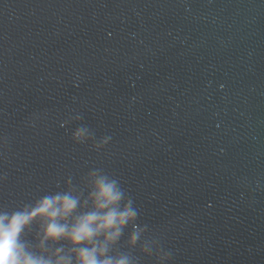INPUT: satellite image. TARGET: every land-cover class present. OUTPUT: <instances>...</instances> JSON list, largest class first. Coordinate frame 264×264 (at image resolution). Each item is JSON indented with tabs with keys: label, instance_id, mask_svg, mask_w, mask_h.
Wrapping results in <instances>:
<instances>
[{
	"label": "water",
	"instance_id": "95a60500",
	"mask_svg": "<svg viewBox=\"0 0 264 264\" xmlns=\"http://www.w3.org/2000/svg\"><path fill=\"white\" fill-rule=\"evenodd\" d=\"M97 169L132 264H264V0H0V209Z\"/></svg>",
	"mask_w": 264,
	"mask_h": 264
},
{
	"label": "clouds",
	"instance_id": "9594fccd",
	"mask_svg": "<svg viewBox=\"0 0 264 264\" xmlns=\"http://www.w3.org/2000/svg\"><path fill=\"white\" fill-rule=\"evenodd\" d=\"M88 132L82 126L74 136L82 140ZM86 188L78 191L69 183L18 209H0V264H132L114 248L129 226L128 246L140 238L134 200L116 178L98 169L88 173ZM34 224L29 241L25 237Z\"/></svg>",
	"mask_w": 264,
	"mask_h": 264
}]
</instances>
